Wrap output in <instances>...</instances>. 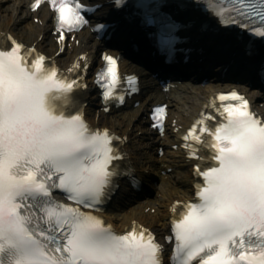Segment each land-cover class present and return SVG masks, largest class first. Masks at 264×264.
<instances>
[{
	"label": "snow or ice",
	"instance_id": "1",
	"mask_svg": "<svg viewBox=\"0 0 264 264\" xmlns=\"http://www.w3.org/2000/svg\"><path fill=\"white\" fill-rule=\"evenodd\" d=\"M48 2L58 13L61 41L66 27L87 22L80 0ZM41 4L34 0L31 7ZM209 6L223 23H242L264 37V0H210ZM10 40L0 46V264H162L163 249L149 229L133 221L117 232L81 207L108 197L124 156L114 144L120 137L87 121L76 96L87 85L35 47ZM104 60L97 77L107 82V101L119 74L114 56ZM219 99L226 102L217 108L223 119L206 112L186 137L205 182L197 185L195 202L177 201L173 209L175 235L167 237L175 240L173 264H264V118L236 91ZM165 115L166 106H156L161 130ZM192 140L211 156H200ZM58 189L75 203L57 199Z\"/></svg>",
	"mask_w": 264,
	"mask_h": 264
},
{
	"label": "bare ground",
	"instance_id": "2",
	"mask_svg": "<svg viewBox=\"0 0 264 264\" xmlns=\"http://www.w3.org/2000/svg\"><path fill=\"white\" fill-rule=\"evenodd\" d=\"M26 0H0V26L8 30V23L13 20L12 31L17 34L21 39L28 42L36 39L39 34H43L42 39L38 43V47L44 52H51L55 48L51 34L48 32V24L43 22L31 21L30 12L24 8ZM36 15H40L43 20L50 17V13L46 9H38ZM88 40V48L93 49L95 46L94 40L87 36L86 31L82 30L78 34ZM77 52V51H74ZM74 54L70 56L62 54L58 56L60 62L66 63V61L72 58ZM216 90L213 86L202 87L196 85L184 93V97L176 92L168 94L167 97L160 95L159 97L153 94L154 97H158L160 100H166L169 104V116L167 118L168 127L164 136L159 137L155 135L150 129H144L142 136L138 138V144L133 143L132 148L137 149L138 155L135 157L137 166L139 168L140 175L144 178L145 182L151 185L153 193L147 194V192L142 191L136 195L129 191L127 187H124L119 191L121 200L117 199L114 202V207L112 210L107 212L106 215L110 221L117 226L123 227L125 224H129L132 217L142 220L147 223V225H154L158 223L156 221H161L162 226H156L158 229H164L171 216L170 204L175 198H182L191 196L193 183L196 180V175L193 171V167L190 163H187L182 158H178V155H182V151H177L171 148L172 143H177L179 141L180 135L176 132V128L172 125L175 123L178 117L182 118V123L189 121L187 116L192 115L195 111L204 108L206 103V98L211 95V93ZM247 94L254 100L257 108H259L264 113V94L258 89H251L244 87ZM259 96V98H258ZM257 97V98H256ZM91 103L95 101L94 96H90ZM261 101V103H260ZM146 99H143L139 105L133 106L130 109L121 112L109 113L106 115L101 114L100 123L102 125H108L114 127L115 129H122V127L127 128L129 125L142 126L143 115L147 111ZM181 110H186L187 112H181ZM127 118L124 119V114ZM141 128V127H140ZM163 143L164 145V155L161 157L156 156L157 145ZM155 158L153 162L149 160ZM160 162H167L169 166H178L184 163V168L182 170H177L176 167L171 173H167V168L165 171H161L163 166ZM180 165L179 167H182ZM150 188V189H151ZM129 191V192H128ZM144 205L150 204L156 209L161 208L162 212L160 215L151 214L143 212H135L134 208L141 202L145 201ZM141 205V204H140ZM139 206L138 208H142ZM138 208L136 210H138Z\"/></svg>",
	"mask_w": 264,
	"mask_h": 264
}]
</instances>
